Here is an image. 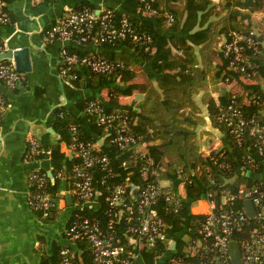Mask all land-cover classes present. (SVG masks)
<instances>
[{
  "label": "trees",
  "instance_id": "1",
  "mask_svg": "<svg viewBox=\"0 0 264 264\" xmlns=\"http://www.w3.org/2000/svg\"><path fill=\"white\" fill-rule=\"evenodd\" d=\"M12 1L0 0V5L9 11L8 4ZM147 5L152 9L147 8ZM107 8L117 21L128 18L139 39L134 40L127 35L102 44L100 46L108 49L101 54L68 47L80 56L100 57L118 63V66L112 72L105 73L95 72L88 66L76 71L78 78L71 80L74 85H81L84 74H87L91 87L98 91L105 90L107 94L102 98L90 95L77 102L78 109L88 115L90 126L62 108L57 114L62 113L63 116H58L55 125L60 135L58 141H39L42 150H50L53 158L58 160L54 169L55 182L48 176L46 191L60 198L65 180V183L70 184L69 193L74 201L77 200L74 166L79 158L74 156L65 159L60 145L65 143L69 147L72 125L78 127L80 138L91 144L97 142L99 135L107 134L97 123L96 116L87 111L91 101L99 102L109 113L116 111L128 115L130 131L137 137L138 143L120 149L112 142V135H108L100 146L93 149L99 156L107 155L109 165L115 171L108 174V170L97 168L94 172V183L100 192L97 204L94 208L85 206L74 210L71 216L82 214L102 224L108 222L107 199L114 189L129 181L144 182V161L140 157L142 148L155 161L158 172L155 178L168 180L175 186L183 182L185 187V196L176 212L167 207L164 194L160 196L156 209L165 220L167 239L155 247L142 249L147 263L154 264L157 257L166 253L171 239L178 240L185 232L189 239L200 236L205 216L193 213L191 207L204 193L219 192L221 189L235 191L244 184L264 185V179H260L264 171V155L261 156L257 151V137L246 134L239 142L219 119L227 111L232 97L236 96L245 114L264 124V16L260 22L256 17L264 14V0H124L121 9ZM84 9L94 11L96 7L82 3L72 11ZM170 17L173 18L172 22L169 21ZM255 29H258V33ZM235 35L261 38L263 41L259 52L251 57L255 67L250 71H256L255 75L249 76L235 68L232 54H226L225 45L232 42ZM220 40L223 41L222 46L216 49L213 45ZM242 44L247 45V41ZM215 54L220 64L213 66L216 63ZM211 69L214 70L213 80L227 86L219 89L217 97L208 85ZM202 90V104L207 107L211 125L220 130L224 141V145L210 152L202 150L199 142L198 128L207 122L202 106L195 98ZM135 92L144 94V100L137 105L136 111L124 109L120 99ZM46 135L50 136L49 133ZM249 156L256 159V166L249 161ZM243 166L251 170L253 175L248 177L242 171ZM59 173H63V176ZM37 188V184L32 182L31 191L37 192ZM237 203L243 207L246 202L239 200ZM37 212L43 215L42 211ZM59 215L60 210L57 209L47 219L56 220ZM116 226L120 240L129 246L126 237L128 222L122 219ZM187 241L178 240V253L183 252ZM76 244L81 258L79 260L74 256V264H96L89 242L78 240ZM63 247L55 246L52 253H45L40 264H59Z\"/></svg>",
  "mask_w": 264,
  "mask_h": 264
},
{
  "label": "built area",
  "instance_id": "2",
  "mask_svg": "<svg viewBox=\"0 0 264 264\" xmlns=\"http://www.w3.org/2000/svg\"><path fill=\"white\" fill-rule=\"evenodd\" d=\"M147 8L152 9L150 5ZM170 22L173 18L170 17ZM12 22L11 14L0 5V25ZM252 34H255L252 32ZM127 35L138 40L131 22L124 17L117 21L113 12L108 8L91 11H70L45 32L47 41L60 40L73 41L79 44L102 45L125 38ZM260 38V37H259ZM261 39V38H260ZM258 38L235 35L233 41L225 45L226 54H232V64L243 73L255 75L256 71H250L255 67L251 57L259 52V46L263 43ZM247 41V45L242 44ZM7 43L0 39V54L6 50ZM61 74L68 80L77 79V70L88 66L95 72H112L118 63L92 56H80L77 52L63 47L61 50ZM26 78L24 72L16 69L14 60H0V83L9 88H15ZM255 101V98H252ZM250 102V99L246 100ZM6 101L0 93V113L5 110ZM87 111L96 116V121L104 128L108 135H112V142L120 149H126L132 144H137L138 139L131 133L128 115L122 112H107L97 101H91ZM63 114L60 113L59 117ZM239 142L246 134L257 137L256 148L258 153L264 155V124L255 118L248 117L243 107L233 96L228 104L227 111L219 117ZM72 139L68 150L70 157L79 158L74 166L77 176L74 201V210L85 206L91 208L97 204V196L100 194L94 183V172L101 167L111 174V167L107 155L99 156L93 152L97 144H91L80 138L78 127L71 126ZM140 157L144 161L143 183L129 181L125 185L117 186L108 197L109 218L105 224L92 217L76 214L69 217L64 230V236L73 244L76 241L89 242L96 264H137L136 258L142 254V249L155 247L160 241L167 239L165 220L158 215L157 205L160 196L164 194V200L171 211H178L182 197L185 196L184 183L177 186L168 180L157 179L158 172L155 161L147 156L141 148ZM44 153L37 137L31 135L28 138L27 159L38 160ZM249 161L256 166V159L249 156ZM63 176V173H59ZM153 177V179H150ZM64 179V178H63ZM48 173L35 170L31 174V183L38 186L37 192H30L29 204L36 211H42L45 219L55 210L61 209V202L65 204V194L60 198L51 196L46 191ZM45 186V187H44ZM251 200L256 209V214L251 217L248 214L246 204L241 207L238 201ZM205 206L200 207L196 214H203L200 236L196 239L187 238V244L182 253H175L167 261V264H233L230 256V244L236 241L239 245L243 264H264V185L246 184L240 185L235 191L221 189L219 192H206L197 200ZM125 219L128 222L126 237L129 246L124 244L118 236L116 223ZM249 230L247 231V229ZM237 235V239H236ZM169 247V246H168ZM78 248V246H77ZM61 261L59 264H74L73 257L80 260L81 253L78 249L64 246L60 250Z\"/></svg>",
  "mask_w": 264,
  "mask_h": 264
},
{
  "label": "crops",
  "instance_id": "3",
  "mask_svg": "<svg viewBox=\"0 0 264 264\" xmlns=\"http://www.w3.org/2000/svg\"><path fill=\"white\" fill-rule=\"evenodd\" d=\"M123 1L13 0L8 4L12 22L0 25V39L6 41V50L29 47L32 70L25 73V80L15 88L0 83V93L6 101L0 122V264H40L42 256L45 253H52L55 246H66L63 229L74 207L69 206L67 200L65 204L61 202L59 217L50 220L42 217L29 204L31 174L35 170L54 173L55 163L58 160L53 158L50 150L46 151L47 153L44 151L38 160L27 159L28 138L33 135L39 141L57 142L60 135L55 125L59 120L57 113L62 108L80 117L90 126L88 115L78 109L77 102L90 95L99 98L105 95L103 91L91 87V80L87 74H84L79 86L74 85L61 74V50L67 46L101 54L108 48L73 41H47L45 32L82 3H90L96 9L107 7L121 9ZM132 95L122 97L121 106L136 111L137 105L145 96L142 94V99L134 101ZM213 95L217 97L218 93ZM202 109L207 122L201 127L203 134L199 135V142L202 150L210 152L224 145L223 134L211 125L207 107L205 106L204 109L202 106ZM47 133L50 136H47ZM103 140L104 135H99L97 144L101 145ZM60 150L64 153L65 159L70 158L65 143H61ZM262 178L264 179V171L260 174V179ZM69 187L70 184L63 180L61 194L71 195ZM203 206L205 205L201 203L195 207L192 205L191 211L196 213ZM183 234L178 236L179 239H185ZM172 240L169 241V245ZM167 251L165 254L168 255ZM165 254L157 257L154 264H167L169 259L162 261L160 258ZM136 263L148 264L143 254L137 256Z\"/></svg>",
  "mask_w": 264,
  "mask_h": 264
},
{
  "label": "water",
  "instance_id": "4",
  "mask_svg": "<svg viewBox=\"0 0 264 264\" xmlns=\"http://www.w3.org/2000/svg\"><path fill=\"white\" fill-rule=\"evenodd\" d=\"M3 59H9V60H14L16 69L19 72H30L32 70V60H31V53H30V48L29 47H21V48H10L0 54V60ZM51 131V130H50ZM53 131V129H52ZM47 153V152H45ZM242 171L246 173L248 177L252 176L251 170L247 169V167L243 166ZM48 176L51 178L53 182H55V177L53 171H49ZM65 199L67 200V203L69 206L74 207V199L72 195H67L65 196ZM246 208L248 210V214L253 217L256 214V209L254 207V204L251 200L246 201ZM91 207V206H89ZM65 227V226H64ZM63 227V228H64ZM65 229H63L64 231ZM65 242L64 245L70 246L73 249H78L77 245L73 244L70 242L67 238H64ZM177 249V239H173L170 242L169 248L167 251L168 255L165 254V256L160 257L161 260H168L172 256L173 253H175ZM174 251V252H173ZM172 253V254H171ZM171 254V255H170ZM230 256L233 264H243L242 259H241V254H240V249L239 245L236 241H232L230 244Z\"/></svg>",
  "mask_w": 264,
  "mask_h": 264
},
{
  "label": "rangeland",
  "instance_id": "5",
  "mask_svg": "<svg viewBox=\"0 0 264 264\" xmlns=\"http://www.w3.org/2000/svg\"><path fill=\"white\" fill-rule=\"evenodd\" d=\"M214 1H216V0H214ZM263 16H264L263 14H259L258 16H256L257 18H259V19H258V22L261 21V18H262ZM256 17H254V18H256ZM255 30H256V32L258 33V29H255ZM218 40H219V39H218ZM222 43H223V41L220 40V42L217 41V43H215V45H213V46L216 47V49H218L219 47L222 46ZM214 58H215V60H216V61H215L216 63L213 64V66H214V65H219V64H220V61H219V59H218V55L215 54V55H214ZM213 73H214V70L212 71V69H211V72H210V74H209V76H208L207 79H208V85H209V89H210V91H212L213 94H216V93H218V90H219V89L226 88L227 86H226L225 84H222V83L218 84V82H215V81L213 80ZM103 93H104V94H107L105 90L103 91ZM203 93H204V90H202L200 93L196 94L195 98H196L197 103L200 104L201 106H203L204 109H205L204 104H202V95H203ZM104 94H103V95H104ZM132 96H133V98H134V99H133L134 101H137L138 99H142V98H143V95H142L141 93H139V92H135ZM128 101H131V100H128ZM124 102H125V100H124ZM126 102H127V101H126ZM203 112H204V111H203ZM201 127H202V126H200V127L198 128V130L201 129ZM198 133H199V135H202V134H203V129L199 130ZM200 139H201V136H200ZM200 141H201V140H200ZM197 205H198V202L195 201V202L193 203V206L195 207V206H197ZM183 235H184V238H185V239L188 238V235H186L185 233H184Z\"/></svg>",
  "mask_w": 264,
  "mask_h": 264
}]
</instances>
